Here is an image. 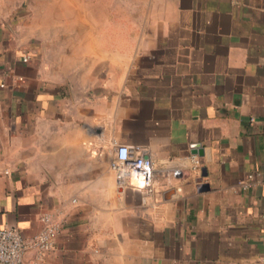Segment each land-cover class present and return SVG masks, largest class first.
I'll return each instance as SVG.
<instances>
[{
	"label": "crops",
	"instance_id": "crops-1",
	"mask_svg": "<svg viewBox=\"0 0 264 264\" xmlns=\"http://www.w3.org/2000/svg\"><path fill=\"white\" fill-rule=\"evenodd\" d=\"M44 213L35 264H264V0H0V228Z\"/></svg>",
	"mask_w": 264,
	"mask_h": 264
},
{
	"label": "built area",
	"instance_id": "built-area-1",
	"mask_svg": "<svg viewBox=\"0 0 264 264\" xmlns=\"http://www.w3.org/2000/svg\"><path fill=\"white\" fill-rule=\"evenodd\" d=\"M28 59L25 57L24 61ZM110 169L121 190L125 189L133 178L141 179L147 188L152 186L154 164L145 148L118 145ZM174 174L181 175V171H175ZM253 180L254 174H249L243 187L248 188ZM41 222V231L30 238L24 237L15 227L0 228V264H35L26 258L28 252L35 251L42 255L53 249L54 239L63 224L51 213H44Z\"/></svg>",
	"mask_w": 264,
	"mask_h": 264
},
{
	"label": "water",
	"instance_id": "water-1",
	"mask_svg": "<svg viewBox=\"0 0 264 264\" xmlns=\"http://www.w3.org/2000/svg\"><path fill=\"white\" fill-rule=\"evenodd\" d=\"M192 148H193V150H192V153L193 154H199V155H202L203 154L202 151H201V149L198 150L199 149V145H194V146H192Z\"/></svg>",
	"mask_w": 264,
	"mask_h": 264
}]
</instances>
